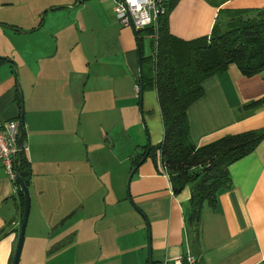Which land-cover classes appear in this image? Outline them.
Segmentation results:
<instances>
[{"label":"crops","instance_id":"0c3cea01","mask_svg":"<svg viewBox=\"0 0 264 264\" xmlns=\"http://www.w3.org/2000/svg\"><path fill=\"white\" fill-rule=\"evenodd\" d=\"M63 2L73 4L75 0L46 3L51 8ZM114 2L80 0L78 4L97 3L106 19L102 34L109 33V40L104 41L107 36L102 39L97 36L91 56L89 51L77 49L79 42L75 46L69 40L64 41L66 30L61 22L53 26L52 56L58 54L60 47L57 61L64 65L60 73L65 75L60 76L65 97L62 104L51 108L41 100L46 95L43 75L52 73L49 64L32 73L33 76L26 73L33 48L38 53L34 56L36 64L53 60L48 56L51 51L48 42L44 43L47 47L42 46L44 52H38L41 37L31 35L42 27L38 13L47 4L43 2L35 8L30 2V7L14 6L18 11L0 19L2 24L29 31L20 33L0 26V55L13 61L19 79L23 74L24 82L20 80V85L27 89L29 103L34 100L23 113L22 151L30 167L27 190L32 206L17 264H158L163 258L183 254L186 249L198 257L200 264H264V136L251 152L227 166L230 185L217 192L214 207L201 210L194 247L186 234L183 215L189 185L173 193L157 155L156 161L147 156L133 169L120 159L118 173L110 172L106 183L101 179L105 175L101 169L104 165L98 162L104 158L94 155L97 127L105 133V139L108 136L106 126H97V108L103 115L110 109L119 113L127 109L124 115H119L120 126L127 133V127L141 120L147 130L146 143L156 144L162 135L154 89L141 95L135 93L136 101H130L125 95L131 90L120 88L126 84L131 88L132 79L135 85L139 49L132 27L112 18ZM12 5L13 1L0 0V7ZM255 7H264V0H178L168 14V30L182 39L194 38L209 32L219 8ZM83 20L86 18H82V23ZM111 38L118 61L111 57ZM148 53L149 46L142 55ZM100 62L106 63L103 72L95 68ZM113 63L122 67L123 72H109ZM13 66L0 65V118L4 120L18 116ZM102 78L104 82H119L113 99L97 85ZM201 89L202 95L186 109L189 136L195 146L228 134L264 130V102L253 110L243 108L244 104L264 96V70L247 77L229 64L225 71L205 78ZM123 100L127 102L122 104ZM143 136L142 133L136 146L145 144ZM98 189L112 192L115 199L104 200V195L97 199ZM18 190L19 186L14 188L0 167V264H9L13 258L22 216ZM122 191L128 196L121 197ZM120 234L128 235L132 246L126 247L125 243L113 246L110 237ZM134 238L138 239L136 245Z\"/></svg>","mask_w":264,"mask_h":264},{"label":"trees","instance_id":"16d2710c","mask_svg":"<svg viewBox=\"0 0 264 264\" xmlns=\"http://www.w3.org/2000/svg\"><path fill=\"white\" fill-rule=\"evenodd\" d=\"M177 2L164 1L163 11L153 23L140 31L133 30L140 64L136 93L141 95L154 89L162 135L156 144L145 143L134 148L131 169L147 156L156 161L157 155L173 193L189 185L183 215L186 234L194 247L201 210L214 207L217 192L230 185L227 166L251 152L263 138L264 130L228 134L195 146L189 136L186 109L202 95L201 82L211 74L225 71L229 64L247 77L264 70V7L219 8L207 34L182 39L172 35L167 24L168 14ZM143 37H148L147 55L141 52ZM4 63L13 66L12 60L0 57V65ZM263 102L264 96L244 104L243 108L253 110ZM24 139L22 131V142ZM13 168L28 181L30 167L23 151L19 165L15 160ZM15 184L18 186L16 180ZM18 198L22 213L20 189Z\"/></svg>","mask_w":264,"mask_h":264},{"label":"rangeland","instance_id":"374dc122","mask_svg":"<svg viewBox=\"0 0 264 264\" xmlns=\"http://www.w3.org/2000/svg\"><path fill=\"white\" fill-rule=\"evenodd\" d=\"M9 1H13V5L10 7H8V6H1L0 7V19L8 18V16H10L11 13L18 11V9H14V6H15V8H23L24 5H29L28 2H30L31 5H32V3H33V5H36L33 7V8H35V7H37L38 4L45 2V4H47V7L42 8L41 11H39V13H38V19H40V13L44 9L50 8L48 6V3H46V2H52L55 0H30V1L29 0H9ZM62 4H66V2L58 3V4L55 3L51 7H54L56 5H62ZM29 7H30V5H29ZM44 16H46V19ZM114 16H115L114 12H112V18L115 20ZM50 17H51V19H50ZM82 18L83 19L86 18L85 21L83 20L84 23H82ZM105 20L106 19L103 17L102 10L100 9V7L97 3H90L86 6L78 5L74 8L63 6V7H60L58 9H52V10H49V11H46L43 13V15H42V21L43 22L41 23L42 27L39 29V32H35L37 34L31 33V35H37V36L41 37L42 45H41V49H39L38 52H40V50L43 49V47H42L43 45H46L44 43L48 42V47L49 46L51 47V51H50V53H48L49 54L48 56L53 57V60L51 59L45 64H43V62L38 61V64H36L34 61V56L37 55L38 53H37L36 49L33 48L32 49L31 66L29 67V70H26V73H30V75H32V73H34V72H40V70L42 68H44L45 66H47L49 64L50 71H52V73L50 75H48V74L43 75V77L45 79V86H43V87L46 91L45 92L46 95H45V97H42V99H41L42 101H44L46 103L47 107L51 108V106H57V105L59 106L60 104H62L63 98L65 97V94H64L65 89L62 90V87H61V80H63V79H62V76H60V75H65V74L60 73V68H62L64 65H62L60 62L57 61V57L60 56L61 48L59 47L60 50H58V54L56 56L55 55L52 56V54L55 50L54 37L50 36V34L52 33L51 31L53 29V26L56 23L59 24V22H61L62 25L65 27V30H66V33H65L66 37L64 38V41L69 40L70 43L72 42V44H74L75 46H77V43L79 42L80 44H79L77 49H81V51H83V52L89 51L90 56H91L92 51L94 50V44L97 42V36L100 37V39H102V36L103 37L107 36V39H104V41L109 40L108 39L109 33H106V35L102 34L103 29H104V21ZM91 21L93 23V26L91 25ZM56 29H58V28H56ZM19 37H22V36L20 35ZM109 44H110V48H111L110 53L112 54L111 57L113 59H115L116 61H118L117 58H114V55L116 53V45H115L114 41L112 40V38H111ZM91 45H93V48L90 47ZM46 47H47V45H46ZM147 48H148L147 39H146V37H143L142 41H141L142 52L143 53L147 52ZM103 64H106V63L100 62V63L95 64L96 70L97 71L101 70L103 72L105 70V67ZM13 68L16 69V78H17L19 88L21 90V95H22V100H23V113H24V111L27 110L29 104L32 105L34 103V100L32 99L29 103V100L27 97V89L24 88L23 86L21 87V85H20V80L22 82H24V76L22 74L21 79H19L18 68L16 67V65L13 66ZM109 68H110L109 72H112V73L123 72L122 67H120L118 64H114V63L110 64ZM13 70L14 69H12V71ZM0 74H1V72H0ZM40 81L41 80H39V82ZM97 82H98L97 85H99L101 89L104 88V90L110 94L111 99H113L112 94H114L115 93L114 90L117 87H119V82H117V81H111V83H109V81L104 82L103 78ZM103 82H104V84H102ZM120 88L125 89V90L127 89L126 92H129L131 90L130 91L131 93L125 95V97L130 98V101H136V99H135L136 90H135V87L133 84V79L131 80V88L127 84L125 86L122 85V87H120ZM32 92H33V90H31V95H32ZM32 97H33V95H32ZM124 102H127V101L123 100L122 104ZM101 106H108V105L103 104ZM129 108L130 107H128V109ZM131 109H133V107ZM110 110H111L110 112H106L104 115H103L104 112L101 109L97 108V111H96L97 126L100 124L102 126H106V129H104V131L107 132V136H108V139H105V136H106L105 133L103 131L100 132V130L97 127L96 149H95L94 155L96 158H99V157L104 158V159L99 160L98 163H101L105 167V168L104 167L101 168L105 172V175L101 177V179L105 183L109 179L110 172L113 175L118 173V170L120 168V165H119L120 159H122V161L125 160L124 163L127 164V166H130L131 159H132V157H134V154L136 153V152H134V150H135L134 148L137 147L135 144H137L142 133L144 135L143 139L145 137V143H146V139H147V130H146V127L142 123L141 120L139 122L133 123L132 125L127 127V133L124 132V127L122 128L120 126V124L118 122L119 115L120 114L124 115L126 113L127 109H125L122 113L121 112L119 113L118 110L117 111H115L113 109H110ZM15 119L18 120V118H15ZM9 120H13V119H9ZM109 138H111V139H109ZM111 142H112V144H111ZM137 145H139V144H137ZM15 160L17 161V157ZM107 170H110V171L107 172ZM128 177H129V172L127 174V178L125 181V183H126L125 184V190L127 189V185H128L127 184L128 183ZM28 194H29V192H28ZM101 195H104V200L109 199V201H111V200L115 199V194H113L112 192L111 193L105 192L104 190L98 189V198L97 199H100ZM117 196H119V194ZM120 196L125 198L126 196H128V194L126 191H122ZM29 197H30V194H29ZM116 199H117V197H116ZM30 205L32 206V198H31V200L29 198V209H30ZM111 223L113 224L114 221H111ZM110 241H111L112 245L116 246V247H120L124 243L126 244V247L132 246L130 244L131 242L129 240L128 235H125V234L111 236ZM137 243H138V239L134 238L133 244L136 245ZM97 246L99 247V245H97Z\"/></svg>","mask_w":264,"mask_h":264},{"label":"built area","instance_id":"2783aa9c","mask_svg":"<svg viewBox=\"0 0 264 264\" xmlns=\"http://www.w3.org/2000/svg\"><path fill=\"white\" fill-rule=\"evenodd\" d=\"M166 0H115L113 12L115 21L121 25H130L133 30H141L154 22L158 13H162L163 4ZM135 90L137 87L134 85ZM18 120L0 119V167L12 182L14 188L16 171L13 168L17 145L16 132ZM162 174H165L161 163L159 164ZM158 264H200L196 255L186 249L183 254L172 258H164Z\"/></svg>","mask_w":264,"mask_h":264},{"label":"water","instance_id":"95a60500","mask_svg":"<svg viewBox=\"0 0 264 264\" xmlns=\"http://www.w3.org/2000/svg\"><path fill=\"white\" fill-rule=\"evenodd\" d=\"M79 2H80V0H75V3H73V4L66 3V4H62V5H56L54 7L48 8V9H44L40 13V20H42V15L46 11H49L52 9H58L60 7H63V6L76 7L79 4ZM0 26L5 27V28L10 29V30H13V31L20 32V33H28L29 32V31H23V30L16 29L12 25H5V24L0 23ZM138 31H140V29ZM0 57H3V56H0ZM13 69H14L13 70L14 82L16 85V90H17V95H18V117H17L18 118V129L16 132V145H17L16 157H17V163L19 165V156L23 150V142H22V131H24L23 100H22L21 90L19 88L17 78H16V69L15 68H13ZM15 180L17 181L19 189H20L21 194H22L23 206H22V216H21V220H20V224H19V228H18V237H17V241H16V245H15L11 264H17V262H18V258H19V254H20V250H21V246H22V242H23L24 229H25V225H26V221H27V217H28V213H29V194H28V190H27L28 181L22 179L20 171H18L16 173Z\"/></svg>","mask_w":264,"mask_h":264},{"label":"flooded vegetation","instance_id":"af4514ba","mask_svg":"<svg viewBox=\"0 0 264 264\" xmlns=\"http://www.w3.org/2000/svg\"><path fill=\"white\" fill-rule=\"evenodd\" d=\"M18 96V95H17Z\"/></svg>","mask_w":264,"mask_h":264}]
</instances>
